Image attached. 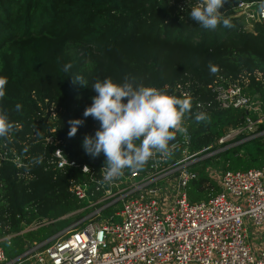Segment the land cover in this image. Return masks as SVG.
Masks as SVG:
<instances>
[{
  "label": "trees",
  "instance_id": "obj_1",
  "mask_svg": "<svg viewBox=\"0 0 264 264\" xmlns=\"http://www.w3.org/2000/svg\"><path fill=\"white\" fill-rule=\"evenodd\" d=\"M239 1L227 0L221 9L233 27L221 23L210 30L190 17L200 0H0V77L8 80L0 112L20 125L10 133L11 140L0 137V145L12 147L22 161L19 166L8 159L0 162V245L8 259L20 256L27 243L47 245L66 228L72 217L64 215L85 204L72 186L90 174L98 176L106 164L103 152L93 158L83 147L84 138L101 127L93 117H84L97 95L92 87L96 81L127 79L137 87H155L191 100L183 126L190 150L201 157L189 164L196 172L185 186L189 200L218 190L207 173L209 164L224 169L262 164L264 121L250 133L241 130L218 142L230 129L243 127L247 117H258L242 108L218 106L212 86L219 76L229 81L246 78L244 91L260 100L264 114V22L234 15ZM210 64L216 73H210ZM66 65L71 67L66 70ZM74 76L88 85L73 83ZM16 104L22 105L20 111ZM198 112L209 115L210 122L198 123ZM74 119L84 123L69 138ZM49 135L53 141L46 140ZM55 147L74 165L50 163ZM41 155L43 162L34 164ZM175 157L168 155L163 163ZM83 165L89 170L83 171ZM113 210L106 205L101 215Z\"/></svg>",
  "mask_w": 264,
  "mask_h": 264
},
{
  "label": "built area",
  "instance_id": "obj_2",
  "mask_svg": "<svg viewBox=\"0 0 264 264\" xmlns=\"http://www.w3.org/2000/svg\"><path fill=\"white\" fill-rule=\"evenodd\" d=\"M233 14L264 22V1L241 0ZM246 84L244 77L229 81L219 76L212 86L213 98L223 108L261 112L260 100L244 91ZM250 119L247 117V122ZM241 130L230 129L218 142ZM46 140L53 141V136ZM169 146L171 158L178 155L173 162L164 164L166 156L157 152L142 170L126 168L112 182L103 181L106 168L101 165L98 176L90 174L85 182L71 188L80 202L93 207L87 215L53 235L47 245H29L16 258L8 259L0 245V264H264V247L254 248L249 232L250 221L254 227L264 226V161L258 167L224 169L214 194L189 200L185 186L196 172L189 168L192 159L187 158L195 155L197 160L201 156L190 150L188 131L177 133ZM57 149L50 163L74 165L61 149L57 155ZM2 159L22 164L19 154L9 146L0 145V162ZM169 173L177 174L178 193L164 206L163 197L142 190ZM106 198L109 201L99 207ZM106 205H113L114 210L102 216Z\"/></svg>",
  "mask_w": 264,
  "mask_h": 264
},
{
  "label": "clouds",
  "instance_id": "obj_3",
  "mask_svg": "<svg viewBox=\"0 0 264 264\" xmlns=\"http://www.w3.org/2000/svg\"><path fill=\"white\" fill-rule=\"evenodd\" d=\"M227 0H202L199 6L193 7L190 17L205 29L214 30L221 23L224 27H233L230 18H224L221 9ZM71 65H66V70ZM210 73L218 71L209 65ZM73 83L88 85L81 76H74ZM8 80L0 77V99L6 96ZM97 93L93 103L87 107L84 117L91 116L100 122L101 127L95 135H88L83 140L86 154L93 158L102 152L106 157L104 182H112L124 174V170L142 169L147 162L159 152L162 156L171 154L170 141L176 139L177 133H186L183 119L190 113L192 103L189 98H179L164 90L150 86H134L131 81L124 83L105 79L92 85ZM127 100V102H125ZM21 104L15 105L20 111ZM198 123L210 122L211 117L204 112L195 116ZM68 133L74 137L78 128L84 123L82 119H74ZM13 130H20L18 123L12 122L6 111L0 112V137H8ZM139 141V143H137ZM174 147V146H173ZM60 154V149L56 150ZM43 155L34 158V164L43 162ZM89 167L85 166L84 171Z\"/></svg>",
  "mask_w": 264,
  "mask_h": 264
},
{
  "label": "rangeland",
  "instance_id": "obj_4",
  "mask_svg": "<svg viewBox=\"0 0 264 264\" xmlns=\"http://www.w3.org/2000/svg\"><path fill=\"white\" fill-rule=\"evenodd\" d=\"M201 1L202 0H200V2ZM255 114L258 115L257 118H260L261 121H264V114H261V112H259V111L256 112ZM255 121H253L251 119H250V121L248 120L247 124L242 127L243 130H244V133H250L251 131H253L255 128H257L259 126V121H256V122ZM195 158H196L195 155H190L187 159L188 160L192 159L191 161L193 162V161L196 160ZM206 170H207V173L210 176H212L217 182L221 172L224 170V167L222 166V164H209V165H207ZM142 191L145 194L152 193V194H155L156 196L163 197L164 200H163L162 204L164 206H167L168 204L171 203L172 199L175 196H177V193H178L177 174L169 173V174H166L164 176L162 175V176L156 178L154 181H151L149 183V185L147 187H145ZM108 201H109V199H107V198L104 199V200H101L98 203V206L101 207V205L107 203ZM118 205H119V203H118ZM85 206L86 205L84 204L82 207H80L78 209H74L72 211H69V212H67L64 215V216L72 217L71 218L72 220H71V222L69 223L68 226L72 225L73 223L77 222L79 219L83 218L85 215H87V213H89V211L91 209H93V207L88 208L87 206L86 207ZM80 211H84L85 213H84L83 216L79 217V215H80L79 212ZM249 224L254 227V224H252L251 221L249 222ZM34 226H35V224H32L29 227H25L22 231H25V230H27L29 228H33ZM261 227L263 228L262 235H264V226H261ZM250 242L254 245V247H256L255 245L257 243H259L257 238L254 235V232H252V236L250 238ZM262 244L264 245V243H262ZM163 264H175V262L174 261H168V262H164ZM189 264H195V263H189Z\"/></svg>",
  "mask_w": 264,
  "mask_h": 264
},
{
  "label": "crops",
  "instance_id": "obj_5",
  "mask_svg": "<svg viewBox=\"0 0 264 264\" xmlns=\"http://www.w3.org/2000/svg\"><path fill=\"white\" fill-rule=\"evenodd\" d=\"M217 185H218V180H217ZM262 231H263V228L262 227H253V226H251L250 229H249L250 238L252 236V232H254V235L257 238L258 242H259V243H257L255 245L256 247H254L256 249H259L261 247H264V245L262 244V243H264V235H262Z\"/></svg>",
  "mask_w": 264,
  "mask_h": 264
},
{
  "label": "water",
  "instance_id": "obj_6",
  "mask_svg": "<svg viewBox=\"0 0 264 264\" xmlns=\"http://www.w3.org/2000/svg\"><path fill=\"white\" fill-rule=\"evenodd\" d=\"M26 246L28 247V246H29V243H27ZM24 252H25V251H24ZM24 252H23V253H24ZM23 253H22V254H23ZM22 254H21V255H22Z\"/></svg>",
  "mask_w": 264,
  "mask_h": 264
}]
</instances>
